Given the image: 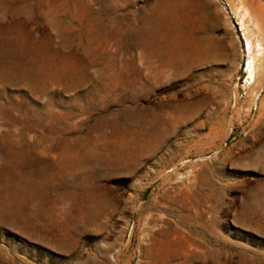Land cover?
Masks as SVG:
<instances>
[{
    "label": "rangeland",
    "instance_id": "rangeland-1",
    "mask_svg": "<svg viewBox=\"0 0 264 264\" xmlns=\"http://www.w3.org/2000/svg\"><path fill=\"white\" fill-rule=\"evenodd\" d=\"M253 10L0 0V264H264Z\"/></svg>",
    "mask_w": 264,
    "mask_h": 264
},
{
    "label": "bare ground",
    "instance_id": "bare-ground-1",
    "mask_svg": "<svg viewBox=\"0 0 264 264\" xmlns=\"http://www.w3.org/2000/svg\"><path fill=\"white\" fill-rule=\"evenodd\" d=\"M252 12H253L254 17H255L254 20H253L254 21L255 31L252 34V35H254V37H253L254 40L252 41L249 38L248 39V44H249L250 47L252 46L255 49V53H254V55L251 57V59L248 62V71H249L250 77H253L254 69L256 68L255 67V62L257 60L256 59L257 56H263L264 55V29H263V25L258 24L259 16H258L257 12L255 10H253Z\"/></svg>",
    "mask_w": 264,
    "mask_h": 264
}]
</instances>
